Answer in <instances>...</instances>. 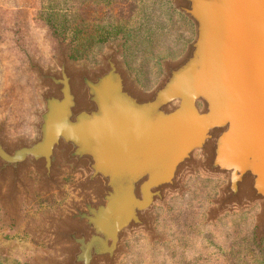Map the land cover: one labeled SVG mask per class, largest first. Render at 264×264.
<instances>
[{
  "label": "water",
  "instance_id": "water-1",
  "mask_svg": "<svg viewBox=\"0 0 264 264\" xmlns=\"http://www.w3.org/2000/svg\"><path fill=\"white\" fill-rule=\"evenodd\" d=\"M174 1L194 36L181 56L163 57L150 90L132 80L116 46L101 66H77L80 39L62 40L67 19H37L41 10L25 4L30 19L0 30L1 69L19 42L41 87L32 139H12L0 122V225L21 220L34 232L45 252L31 264H117L127 234L152 231L149 212L182 190L190 170L224 178L217 214L260 205L264 234V0ZM29 42L39 53L57 43V68L30 55ZM53 193L69 197L63 207L26 215Z\"/></svg>",
  "mask_w": 264,
  "mask_h": 264
},
{
  "label": "rangeland",
  "instance_id": "rangeland-1",
  "mask_svg": "<svg viewBox=\"0 0 264 264\" xmlns=\"http://www.w3.org/2000/svg\"><path fill=\"white\" fill-rule=\"evenodd\" d=\"M24 2L0 0L4 7L0 8V19H4L0 30L12 22L7 19H30L25 4L27 10L29 6L41 10L37 19H67L71 33L68 39H59L70 46L71 40L80 39L73 51L77 58L72 59L77 66L95 69L101 66L110 46L119 47L122 65L145 90L153 89L161 80L163 57L181 56L194 36L193 24L175 9L174 0ZM73 24L79 26L77 33L72 30ZM19 46V42L12 41L11 51L4 55L9 68L1 69L0 65V122H9L7 134L12 139H32L36 114L42 107L41 87L35 73L28 71L27 56ZM25 47H31L29 54L44 67L57 68V43L50 50L42 48L40 53V48L35 50L30 42ZM66 182H70L69 177ZM181 184V191L169 193L164 203L156 204L149 212L152 231L141 229L127 234L117 264H264L260 205L242 210L229 208L217 214L225 181L202 169L186 172ZM68 198L61 199L54 193L46 200L39 196L33 203L36 208L26 215L39 217L38 211L44 207L52 212L63 207ZM20 209L23 220H27L24 210L30 209ZM3 213L0 207V220ZM221 217L227 220L212 227L215 218ZM22 223L20 220L19 227L0 225V264H31L45 252L41 244L33 242L34 232L26 233Z\"/></svg>",
  "mask_w": 264,
  "mask_h": 264
}]
</instances>
